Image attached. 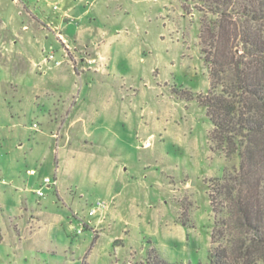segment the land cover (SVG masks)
<instances>
[{"label": "rangeland", "instance_id": "obj_1", "mask_svg": "<svg viewBox=\"0 0 264 264\" xmlns=\"http://www.w3.org/2000/svg\"><path fill=\"white\" fill-rule=\"evenodd\" d=\"M203 7L0 0V264L208 262L209 183L239 159L208 141Z\"/></svg>", "mask_w": 264, "mask_h": 264}, {"label": "trees", "instance_id": "obj_2", "mask_svg": "<svg viewBox=\"0 0 264 264\" xmlns=\"http://www.w3.org/2000/svg\"><path fill=\"white\" fill-rule=\"evenodd\" d=\"M195 1L206 11L199 41L208 67L200 98L212 125L208 141L239 159L209 183L214 221L206 264H264V0ZM147 259L170 264L155 249Z\"/></svg>", "mask_w": 264, "mask_h": 264}, {"label": "crops", "instance_id": "obj_3", "mask_svg": "<svg viewBox=\"0 0 264 264\" xmlns=\"http://www.w3.org/2000/svg\"><path fill=\"white\" fill-rule=\"evenodd\" d=\"M67 0H64V2H66ZM44 2H45V0H44ZM67 8L69 9V11H68V17H70V19H73V18H75L73 15H71V13L73 12V11H75V8H76V4H74V5H70V6H67ZM84 13H88V11L86 10ZM76 19V18H75ZM75 21V20H74ZM50 22H55L60 28H62V29H66V30H68V31H72V28H73V26H72V23L71 22H73V21H69L68 19H66V18H64V20H62V19H55L54 21L52 20H50ZM53 25V24H52ZM55 25V24H54ZM53 25V26H54ZM79 27H81V25H77L76 26V28L73 30V32H74V34H76V36H75V39H79L82 35H81V30H80V28ZM23 29H27L28 30V26H26V25H23ZM26 36V35H25ZM59 87H61L60 86V84H59ZM59 89H61V88H59ZM71 115V113L69 114V116ZM68 117V116H67ZM67 119V118H66ZM66 138V137H65Z\"/></svg>", "mask_w": 264, "mask_h": 264}, {"label": "built area", "instance_id": "obj_4", "mask_svg": "<svg viewBox=\"0 0 264 264\" xmlns=\"http://www.w3.org/2000/svg\"><path fill=\"white\" fill-rule=\"evenodd\" d=\"M53 8H54V9L57 8V5L54 4V5H53ZM60 38H62V37H60ZM62 40H63V39H62ZM50 183H51V181H50V178H49V177H44V178H43V184H46L47 186H50ZM54 184H55V181H54ZM36 193H37V195H38L39 197H42V196L44 195V194H43V191H42L41 189H38V190L36 191ZM103 206H104V203L98 201L97 204H96V206L91 207V209L89 210L88 214H89V215H93V214L98 210V208H101V207H103Z\"/></svg>", "mask_w": 264, "mask_h": 264}]
</instances>
